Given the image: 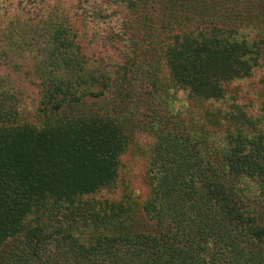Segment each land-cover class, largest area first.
I'll list each match as a JSON object with an SVG mask.
<instances>
[{
    "label": "trees",
    "instance_id": "trees-1",
    "mask_svg": "<svg viewBox=\"0 0 264 264\" xmlns=\"http://www.w3.org/2000/svg\"><path fill=\"white\" fill-rule=\"evenodd\" d=\"M119 1L151 14L150 33L114 72L89 64L72 9L4 30L1 57L32 62L43 107L25 116L0 75V264H264V0ZM133 154L148 157L145 200L86 202Z\"/></svg>",
    "mask_w": 264,
    "mask_h": 264
},
{
    "label": "rangeland",
    "instance_id": "rangeland-1",
    "mask_svg": "<svg viewBox=\"0 0 264 264\" xmlns=\"http://www.w3.org/2000/svg\"><path fill=\"white\" fill-rule=\"evenodd\" d=\"M68 9H72L71 13L75 15L73 19L75 21V29L79 32L80 44L91 66L100 65L114 72L128 62V57L131 58V56H134L130 54L132 52L131 46L135 49L134 41H138L139 45L142 44L141 46L144 48L149 46V39L145 41V38L146 33L150 32L143 25L142 20H144V16L147 13L149 16L151 14L145 10L142 13H135L128 9L126 3H121L119 0H0V51L2 48H5L7 41H9L6 33H10V30H6V32L4 30L11 21L22 19V23H26V21L34 23L35 21H39V19L47 18L48 12L54 13ZM152 13L153 18L157 20L159 14L153 11ZM59 16L62 17L61 12ZM17 37H13V39L16 41L20 40ZM1 56L2 54L0 53V75H9V81L16 88L20 89L23 95L21 104L25 112L23 114L28 118L39 119L42 116L41 107L43 106L41 99L43 98V85L41 84L42 82L36 69L31 66L32 62L25 60V63H23L21 60H17V65L21 68L14 69V64H5L4 59L6 57L2 58ZM11 57H8V59H12ZM139 59L140 61L145 59L142 53H140ZM261 73L258 72V75ZM168 75L169 73L165 72L163 74L161 73L160 77L164 81L168 78ZM141 82L139 80L137 84L140 85ZM145 87L146 89L152 90L151 84ZM234 89V86H228L227 94L232 93ZM165 93V91L161 92L163 95ZM180 93V97L184 98V102L188 103L186 96H183L184 93ZM157 96L160 97L159 94ZM161 99L156 102L160 104ZM156 102L154 104H157ZM225 102H219L213 105L210 103L201 104L205 108L199 107V111L197 112L195 110V114L189 117V120L192 121L195 119L199 125L201 122L208 124V115L204 114H209L212 111L216 115H219L226 110L230 111L228 109V100L226 99ZM167 104L168 102H164L159 106L161 112L164 111L163 109H165L164 107ZM230 104L232 105L233 102ZM193 107L198 109L196 105ZM175 109V112H177L178 107H175ZM182 122L184 123V120ZM134 141V151L139 149L140 153L145 151V149H149L150 151L153 145L151 135L149 134L140 137L136 136ZM147 159L148 157H142L141 155L133 154V157L129 156L122 165L120 176L115 183V187L110 190H105L95 197H90L86 202L93 203L94 205L98 202L100 205H104L105 203L114 202L121 198L125 201L129 193L137 191L140 193H138L139 196L136 200L142 203L148 195V189L146 182L143 183L137 178L141 177L140 172L142 169H145ZM84 208H86V213L89 212L87 205H84ZM68 221H70L69 216L67 219L66 217L63 218L60 224L64 226L66 224L67 227L71 228V225L66 223ZM143 223H147V221H143ZM85 238H89V234ZM12 244L10 241L8 250Z\"/></svg>",
    "mask_w": 264,
    "mask_h": 264
}]
</instances>
